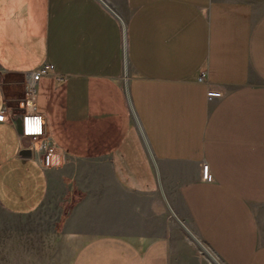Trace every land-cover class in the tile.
<instances>
[{"label": "crops", "instance_id": "1", "mask_svg": "<svg viewBox=\"0 0 264 264\" xmlns=\"http://www.w3.org/2000/svg\"><path fill=\"white\" fill-rule=\"evenodd\" d=\"M0 75V264H264V0H0Z\"/></svg>", "mask_w": 264, "mask_h": 264}, {"label": "built area", "instance_id": "2", "mask_svg": "<svg viewBox=\"0 0 264 264\" xmlns=\"http://www.w3.org/2000/svg\"><path fill=\"white\" fill-rule=\"evenodd\" d=\"M47 76H54L56 81H61L63 79L62 74H58L54 71V68L50 65L44 64L38 67L36 70L32 71L29 75V80L25 86L24 100L21 102L20 107L24 110V114L21 116V125H20V140L26 139L30 144L36 145V151L43 152V164L45 167L51 165L50 154H47L45 150L43 151L42 142L52 140L44 128V120L41 115L37 114L34 110V101L36 86L38 82ZM206 79V73L201 72L198 76V82L204 83ZM212 92L208 93V100L211 101L215 98ZM6 111L0 114V121L5 118ZM46 132V133H45ZM53 147L54 144L52 143ZM31 150L32 147H31ZM201 180L203 182H210L211 175L209 172L208 165L203 164L201 166Z\"/></svg>", "mask_w": 264, "mask_h": 264}, {"label": "rangeland", "instance_id": "3", "mask_svg": "<svg viewBox=\"0 0 264 264\" xmlns=\"http://www.w3.org/2000/svg\"><path fill=\"white\" fill-rule=\"evenodd\" d=\"M7 80V79H6ZM0 81H5V78L3 77V76H1L0 75ZM7 82V81H6ZM46 133V132H45ZM25 146H28V147H32V151L33 152H37L38 153V155H40L41 156V158L43 159V152H39V151H36L35 149H36V145L34 146V144H30V142L29 141H25ZM42 147H43V151L45 150V152L47 153V154H50V157H51V159H52V157L55 155V148L53 147V145H52V143H51V141L50 140H48V141H44V142H42ZM51 166V165H50ZM49 166V167H50ZM43 210H50V209H47V208H45V209H43ZM50 220V219H49ZM48 221V220H47ZM48 222H50V221H48ZM202 253H204L203 252V250H202ZM205 255H206V257H208V260L212 263V264H214V262L211 260V258H213L212 256H211V254H210V256H207V254L206 253H204ZM211 257V258H210ZM214 259V258H213Z\"/></svg>", "mask_w": 264, "mask_h": 264}, {"label": "water", "instance_id": "4", "mask_svg": "<svg viewBox=\"0 0 264 264\" xmlns=\"http://www.w3.org/2000/svg\"><path fill=\"white\" fill-rule=\"evenodd\" d=\"M123 45H124V56H125V36H123ZM125 77H126V75H124V79H125ZM125 84H126V82H125ZM19 125H21V120H20V123H19ZM20 132V131H19ZM20 134V133H19ZM166 204V203H165ZM166 207H167V209H168V212L170 213V215H171V217H172V219L174 220V221H176L177 222V224L181 227V228H183L188 234H189V232L186 230V228L183 226V224L176 218V216L174 215V213L170 210V208L168 207V205L166 204ZM208 256H210L207 252H205ZM211 258V257H210ZM211 260L214 262V264H219L218 262H216L213 258H211Z\"/></svg>", "mask_w": 264, "mask_h": 264}]
</instances>
